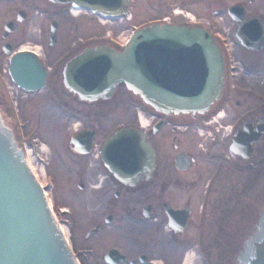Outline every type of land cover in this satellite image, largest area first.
Here are the masks:
<instances>
[{"label": "flooded vegetation", "instance_id": "obj_1", "mask_svg": "<svg viewBox=\"0 0 264 264\" xmlns=\"http://www.w3.org/2000/svg\"><path fill=\"white\" fill-rule=\"evenodd\" d=\"M32 2L22 0L26 18ZM139 2L132 19H138ZM151 3L159 20L169 16L173 24L196 23L218 42L224 36L231 44L228 50L220 44L225 87L208 112L164 115L136 100L140 111L136 124L155 154L151 176L139 177L133 184L114 177L101 155L112 134L108 126L113 107L104 100L81 101L65 88V68L83 51L79 37L51 55L49 51L59 46V31L54 45L50 33L44 34L46 48L40 56L49 70L47 87L22 97L42 95L73 126L69 129L67 124L61 139L57 131L51 132L47 140L58 149L46 165L53 189L61 178V199L66 203L57 204L62 221L73 229L89 226L82 238L72 235L82 264H233L258 212L264 211V0ZM19 11L14 7L7 21L17 18ZM52 14L59 19L67 12ZM24 22L6 38L5 29L0 31L1 52L6 45L15 48V34L24 31L20 26ZM88 40L96 44L103 37L94 34ZM3 96L0 90V106L5 109ZM107 103L109 112H96L98 105ZM88 131L95 133L92 141L86 134L77 140L79 145L72 143L75 135ZM251 172L241 189V180ZM81 212L89 213L87 223ZM114 249L125 259L117 252L110 262Z\"/></svg>", "mask_w": 264, "mask_h": 264}, {"label": "water", "instance_id": "obj_2", "mask_svg": "<svg viewBox=\"0 0 264 264\" xmlns=\"http://www.w3.org/2000/svg\"><path fill=\"white\" fill-rule=\"evenodd\" d=\"M72 1L76 7L114 15L127 12L130 2ZM179 49L182 54H175ZM185 50H192V54L186 55ZM34 57L20 53L13 58L10 69L17 81L24 76L38 81L37 85L45 82V72L38 73ZM177 57H183V66H176ZM74 69L80 75L76 80L70 76ZM157 73L161 82L156 80ZM120 82L162 113H202L221 95L223 63L218 47L203 31L156 24L138 31L124 53L103 46L89 49L66 70L67 87L85 100L109 97ZM105 154L107 165L122 181L131 183L153 170V150L136 129H123L114 135L105 146ZM0 264H79L28 164L14 126L1 110ZM235 264H264V212L241 246Z\"/></svg>", "mask_w": 264, "mask_h": 264}, {"label": "rangeland", "instance_id": "obj_3", "mask_svg": "<svg viewBox=\"0 0 264 264\" xmlns=\"http://www.w3.org/2000/svg\"><path fill=\"white\" fill-rule=\"evenodd\" d=\"M35 1L36 3H39L41 5H47V1L45 0ZM154 6L155 5L154 3H151V0H140L138 19L135 18L132 23L138 24L146 18L150 19L158 17L157 9ZM14 7H21L19 0H0V29H2L1 27H3L5 21L10 18L11 11H13ZM28 9L29 16L27 20H25V22L21 24V28H24V31H22L21 29L15 34V37L17 38L16 48L25 47L45 51L46 46L43 43V27H46V29L48 30L46 34H49V17H46L45 14L40 10V8H37L36 6H32V9L31 7H28ZM58 21L59 46L56 50L52 49L51 51H49L51 55L59 54L61 50L65 49L67 43L72 42L73 39L77 37L85 38L97 32H101L102 34H112L113 37L118 36V39L122 43L131 32L128 31V29L123 31V28L124 26H127V23L102 24L98 21L91 22L87 17H85V15L82 14L76 17L75 15L69 13V15L60 17ZM76 25L78 27H76ZM1 44L2 43L0 41V72H2L3 74V81H7V83L10 85L8 75L3 72V70H7V54L1 52ZM22 96L23 95L19 93V95L17 96V100L19 102V109L22 113V123H26L24 131L26 139L25 141L29 144L32 139H36L35 137H37L40 143L42 142L41 146L44 145V149H42V151L31 148L30 146H28V148L31 154L30 159L32 166L38 174L39 178L44 182V184H46L47 180L45 179V173L43 170L44 166L42 164L43 162H41V158L50 157L51 154L54 155L56 150L58 149V146L55 145V143L51 144L47 140L49 137V133L51 134L52 130L57 131V134L60 135L61 139L63 134L68 132V128L70 126L60 115L57 106H52V104L47 103L42 95H39V97L37 96L30 98H24ZM65 96L69 98L67 95ZM126 96L127 94L125 93V90L121 89L115 101L112 103L113 106H115L116 103L119 104V106L113 109V112L115 113L110 120L111 124L108 126L109 130L115 129L116 125L119 123H130L131 121H135V119H133L135 117L134 111L130 107V101L125 99ZM99 107L100 106L96 107V112H102V110H104L103 112L109 111L108 106H103L102 108ZM65 112H67V110H65ZM52 124H54V126H52ZM71 128H73V126H71L69 129ZM64 129H66V131L61 132V130ZM253 173L251 172L250 174H247L246 178L241 180V189L244 187L245 182H248L252 178ZM60 182L61 178L60 181L58 180L55 184L52 195L56 202L63 204L66 202L61 199V189L63 188V186ZM87 214L89 215L88 212L80 213V215L84 217L86 223L89 220V216ZM88 228V225H85V227L83 228H72L70 229L71 235H74L77 239L82 238L83 234H85ZM80 230L82 231V233H79ZM79 246H84V243H80Z\"/></svg>", "mask_w": 264, "mask_h": 264}, {"label": "bare ground", "instance_id": "obj_4", "mask_svg": "<svg viewBox=\"0 0 264 264\" xmlns=\"http://www.w3.org/2000/svg\"><path fill=\"white\" fill-rule=\"evenodd\" d=\"M73 13L74 14H79L80 12L79 11H74ZM141 120L143 121V123H145L147 121L144 118H142ZM43 170H44V173H45V169L44 168H43ZM189 262H191V261H189Z\"/></svg>", "mask_w": 264, "mask_h": 264}]
</instances>
